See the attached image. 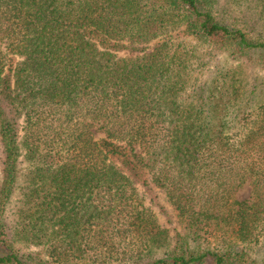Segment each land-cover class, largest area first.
I'll use <instances>...</instances> for the list:
<instances>
[{"label": "trees", "instance_id": "trees-1", "mask_svg": "<svg viewBox=\"0 0 264 264\" xmlns=\"http://www.w3.org/2000/svg\"><path fill=\"white\" fill-rule=\"evenodd\" d=\"M233 1L0 0V264H264V80L205 69L264 67Z\"/></svg>", "mask_w": 264, "mask_h": 264}, {"label": "rangeland", "instance_id": "rangeland-1", "mask_svg": "<svg viewBox=\"0 0 264 264\" xmlns=\"http://www.w3.org/2000/svg\"><path fill=\"white\" fill-rule=\"evenodd\" d=\"M220 3L225 5V6H228V8L230 9V11L232 12L233 15H236L238 13V11L240 12V10H242L244 8V6L240 7L239 4L233 0H220ZM218 54L219 55H217L216 57H213L212 61L210 62V65L205 68L206 70H218V68L216 66H219V68H221V70H245V72H247L249 76L258 75V76H260V78H262L264 80V67L257 64L255 61L247 60L245 58L233 59V58L227 57L226 54H220V53H218ZM251 78H253V77H251ZM24 173H26V168H23L22 171L20 172V174L22 176V182L26 183L27 177L24 176ZM20 181H21V179H20ZM0 185H1V175H0ZM247 193H248V190L245 188L238 193V196L240 198H243V197L247 196ZM18 198H20V197L17 193V196L15 197V199L12 203V206H11L12 212L10 214V219L14 218L13 211L16 209V205L19 203V201L17 200ZM149 198L150 197L148 196L146 199L147 205H149V203H148ZM158 203L159 204H157V206H153V208L156 211L159 222L164 227H167V228L169 227L170 234L171 233L173 234L175 227H179V224L176 223V217L172 213V208L161 194L158 198ZM161 205L163 206V208L161 207ZM168 218H170L171 221H167ZM11 223H12V221H11ZM23 248H24V251H35V252L39 253L41 257L46 258V256H47L44 253V250L41 249L40 247L38 248V247H35L33 245H29V246L23 245ZM253 254L260 261H261V259L264 258V253L260 252V250L255 249L253 251Z\"/></svg>", "mask_w": 264, "mask_h": 264}]
</instances>
